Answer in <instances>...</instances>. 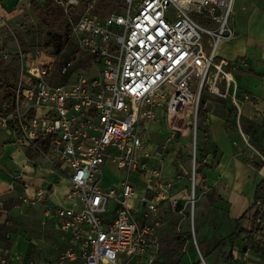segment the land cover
Returning <instances> with one entry per match:
<instances>
[{
	"label": "built area",
	"instance_id": "obj_1",
	"mask_svg": "<svg viewBox=\"0 0 264 264\" xmlns=\"http://www.w3.org/2000/svg\"><path fill=\"white\" fill-rule=\"evenodd\" d=\"M118 1L115 12L84 15L70 27L72 51L58 64L21 50L1 55L14 57L18 75L1 104L0 129L13 144L56 160L78 203L44 211L42 224L55 221L66 246L40 264H154L159 206L175 208L177 200L144 134L188 106L197 113L203 90L224 97L218 84H231L217 49L235 38L234 0ZM1 27L9 30L3 20ZM108 165L122 174L116 185L103 184ZM28 188L21 205L44 201V190ZM0 264L39 263L0 250Z\"/></svg>",
	"mask_w": 264,
	"mask_h": 264
},
{
	"label": "rangeland",
	"instance_id": "obj_2",
	"mask_svg": "<svg viewBox=\"0 0 264 264\" xmlns=\"http://www.w3.org/2000/svg\"><path fill=\"white\" fill-rule=\"evenodd\" d=\"M120 5L118 0H30L22 3L6 17L9 30L3 41L4 50L11 56L17 50L41 54L58 64L70 56L72 48L67 41L63 51L55 54L53 47L48 45L53 36L67 39L70 27L80 17L89 14L103 18L118 10ZM77 54L79 66L85 67L87 58ZM14 61V57L10 61L1 60L0 107L9 102L14 93L18 75ZM226 70L237 83L239 116L231 101L232 85L227 89L222 81L218 91L226 96L205 89L197 113L188 106L169 119L163 120L160 116L162 120L151 124L145 133L161 170V179L164 184H171L170 196L177 200L175 208L165 201L157 212L158 264H193L196 260L202 264L200 255L205 264H226L239 256L243 264H264V162L260 157L264 156V135L253 132L255 126H262L261 117L255 113L262 114L259 109L264 104L256 92V82L249 79L253 76L249 65L243 61L229 62ZM58 79V83L65 81V78ZM210 116H223L228 143L237 147L241 164L207 163L210 153L212 162L216 160V152L210 144L202 149L203 140L205 145L210 142L206 129ZM7 144L11 146L9 150L15 148L0 129V153ZM19 149L33 170L28 181L33 183L34 189L42 187L48 191L45 203L78 205L76 200L72 201L70 185L53 165L58 164L56 160L52 163L28 146ZM251 154L256 161L249 157ZM43 171H49L50 175H42ZM120 177L113 168L107 167L103 184L116 185ZM8 179V185H2L0 190V249L10 247L11 252L21 255L28 250L41 259H54L64 249L58 234L41 225L43 208L40 205L25 207L20 204L24 185L19 176L15 174ZM49 184L50 189L47 188ZM254 191L258 195L255 201L250 199ZM56 196H60L57 202L53 199Z\"/></svg>",
	"mask_w": 264,
	"mask_h": 264
},
{
	"label": "crops",
	"instance_id": "obj_3",
	"mask_svg": "<svg viewBox=\"0 0 264 264\" xmlns=\"http://www.w3.org/2000/svg\"><path fill=\"white\" fill-rule=\"evenodd\" d=\"M29 1L30 0H0V20L5 21L6 17H9L11 12H13L15 8H17L22 3L27 4ZM232 21L234 25L235 38L232 41L222 42L217 49V55L219 58L225 59L228 62L237 61L241 63V61H243L245 65H249V68L253 70V76L250 77L249 79L250 80L252 79L254 80V82H256V85H257L256 92L260 95V97H262V104H264V0H234ZM0 36H2L3 38L2 46L0 47V49L1 48L4 49L5 46H4L3 41H4V38L8 37V31L4 27L0 28ZM230 74H231V85H232V91L230 95L231 101L233 105L236 107V109L238 110L239 114L237 115L239 116L241 108L236 101L237 83L235 79L233 78L231 72ZM259 110L262 112V114L261 113H255V114L261 117L260 119L262 121V126L261 127L255 126V128H253L254 129L253 132L255 133L257 132L259 135H264V107H262V109L260 108ZM148 127H147V131H148ZM206 129L208 131L210 142L209 143L207 142V144L205 145L204 143L205 140H203L202 149L204 150L207 149L208 144H210V148L213 147L214 151L216 152L215 162H212L214 161L212 160L213 155L212 153H210L208 155L207 163L208 164H212V163L222 164V165L241 164V159L238 155L239 153L237 152V147H233L229 145L228 143V130L224 126L223 116L222 117L210 116L209 121H208V126ZM4 133L10 138L7 132L4 131ZM10 141H11V138H10ZM11 144H13L12 141H11ZM9 147L11 146H9L8 144L4 145L2 147V153H0V190L3 189L2 185L4 186L8 185V180H9L8 178H10V176H13L15 174L19 176L21 183L24 185L21 189V195H23L24 187H29L28 189L31 192H35L36 190H43L41 189L42 187L38 188L37 186H36L37 189H34L33 183L28 181V179H30L28 177H30L29 175H32L33 170L29 164H26L27 162H26V157H25L24 152L20 150L19 147H17V145H15V148L13 150H9ZM153 151L154 150H152V152ZM153 157H154V162L156 163V158L155 156ZM249 157L253 159V161H256V159L254 160L253 154H251ZM260 157H261V161L264 162V156L261 155ZM42 167L47 169V167L44 164ZM107 167L113 168L114 171L117 174H119V176L121 175L122 177V174L118 172L113 166L108 165ZM53 173L55 175L57 173V170L54 169ZM43 174L50 175L49 171L47 172L43 171L42 175ZM59 178H60L59 180H61V177ZM64 180H61V181L63 182ZM47 188L50 189L51 184H49ZM255 194H256L255 191L252 194L250 193V199H254ZM47 197H48V191L45 189L44 201L40 204H36V205H40L43 208L41 217H40L41 225H43L42 224L43 213L48 207L76 206L75 204L69 205L68 204L69 202H65L64 204L61 202H57L59 201L60 196H56L53 198L54 201L57 202L56 204L49 205L45 203V200ZM73 200L74 198L72 197V201ZM133 205H134V201L131 202V206ZM24 206L28 207L29 205H24ZM45 225L46 227L48 226L49 228H51V230H53L55 233L58 234L57 235L58 239L64 245V249H65L66 243L61 238V234L59 230H57L56 228V222L49 221V222H46ZM16 243L20 245V240H17ZM9 248L10 247H6L0 250H10ZM25 255L29 257H33L39 264L44 261H50L47 259H41L35 254L30 253V251L28 250L24 254V256ZM196 262H194L193 264H195ZM155 263H158V262L156 261ZM226 264H243V263H242V259L239 256L235 260L234 259L228 260Z\"/></svg>",
	"mask_w": 264,
	"mask_h": 264
},
{
	"label": "trees",
	"instance_id": "obj_4",
	"mask_svg": "<svg viewBox=\"0 0 264 264\" xmlns=\"http://www.w3.org/2000/svg\"><path fill=\"white\" fill-rule=\"evenodd\" d=\"M67 41H68V38L62 39L60 36H53L51 38V42H48V45L52 46L55 54L59 55L63 51ZM3 52H7V51H5L4 49L1 48L0 49V64H1V60H3L1 57ZM66 58H68V55L66 56ZM257 197H258V195L255 194L254 201L257 199ZM154 264H158V263H154ZM195 264H200V262L197 261Z\"/></svg>",
	"mask_w": 264,
	"mask_h": 264
},
{
	"label": "bare ground",
	"instance_id": "obj_5",
	"mask_svg": "<svg viewBox=\"0 0 264 264\" xmlns=\"http://www.w3.org/2000/svg\"><path fill=\"white\" fill-rule=\"evenodd\" d=\"M228 79L231 81V75H228ZM131 202H133V200H129L128 202L129 206H131Z\"/></svg>",
	"mask_w": 264,
	"mask_h": 264
},
{
	"label": "water",
	"instance_id": "obj_6",
	"mask_svg": "<svg viewBox=\"0 0 264 264\" xmlns=\"http://www.w3.org/2000/svg\"><path fill=\"white\" fill-rule=\"evenodd\" d=\"M50 187V186H49Z\"/></svg>",
	"mask_w": 264,
	"mask_h": 264
}]
</instances>
